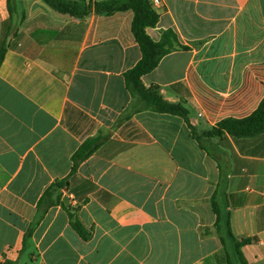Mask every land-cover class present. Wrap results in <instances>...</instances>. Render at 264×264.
Here are the masks:
<instances>
[{
    "label": "crops",
    "instance_id": "crops-1",
    "mask_svg": "<svg viewBox=\"0 0 264 264\" xmlns=\"http://www.w3.org/2000/svg\"><path fill=\"white\" fill-rule=\"evenodd\" d=\"M15 5L11 14L0 0V264H238L215 228L223 180L232 233L250 240L245 260L264 264V132L204 135L264 99V0L154 7L148 35L172 31L178 45L142 82L183 104L192 128L128 89L142 59L133 11L75 18L43 0ZM99 135L72 173L73 155Z\"/></svg>",
    "mask_w": 264,
    "mask_h": 264
},
{
    "label": "trees",
    "instance_id": "trees-1",
    "mask_svg": "<svg viewBox=\"0 0 264 264\" xmlns=\"http://www.w3.org/2000/svg\"><path fill=\"white\" fill-rule=\"evenodd\" d=\"M61 14L75 18H86L91 13L113 15L117 12L131 10L134 13L132 22V34L138 43L142 59L139 63L126 72L125 79L128 89L132 94L144 104V109H150L160 113H168L183 117L190 125L189 111L183 104L170 103L159 93L157 87L146 88L142 82V77L151 73L157 68L162 58L170 53L178 45V39L174 32L167 31L163 34L160 42L154 41L147 33V29L157 26L160 21L159 14L149 2V0H100L92 4L89 0H43ZM16 0H7L11 14L15 12ZM6 46L0 50V65L3 61ZM192 128V127H191ZM194 131V129H193ZM225 132L237 138L253 137L264 132V99L258 109L249 117L244 119H226L221 121L217 127L204 133L206 137H220ZM197 136L196 132L194 133ZM103 136L88 139L73 155L72 173L76 172L81 163L93 155L104 142ZM67 181H59L47 191L45 198L48 197L54 188H62ZM226 187V181H221L215 191L211 202L217 215L216 232L227 246V242L232 246L233 256L238 264H248L242 252V248L250 243V240L238 241L234 237L231 229L230 216L224 212L222 201L219 200L221 193ZM56 203L51 202V205ZM50 205V206H51ZM70 224L80 237L88 241L90 234L85 229L81 221L69 212ZM32 230L29 232L31 235ZM232 264V262H231Z\"/></svg>",
    "mask_w": 264,
    "mask_h": 264
},
{
    "label": "built area",
    "instance_id": "built-area-1",
    "mask_svg": "<svg viewBox=\"0 0 264 264\" xmlns=\"http://www.w3.org/2000/svg\"><path fill=\"white\" fill-rule=\"evenodd\" d=\"M153 7H159L162 4V0H149Z\"/></svg>",
    "mask_w": 264,
    "mask_h": 264
},
{
    "label": "rangeland",
    "instance_id": "rangeland-1",
    "mask_svg": "<svg viewBox=\"0 0 264 264\" xmlns=\"http://www.w3.org/2000/svg\"><path fill=\"white\" fill-rule=\"evenodd\" d=\"M93 4V3H92Z\"/></svg>",
    "mask_w": 264,
    "mask_h": 264
}]
</instances>
